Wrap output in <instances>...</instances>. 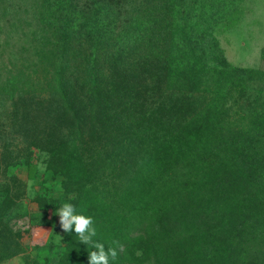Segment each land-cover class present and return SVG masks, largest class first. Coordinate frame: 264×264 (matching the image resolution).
I'll return each mask as SVG.
<instances>
[{"label":"trees","instance_id":"obj_1","mask_svg":"<svg viewBox=\"0 0 264 264\" xmlns=\"http://www.w3.org/2000/svg\"><path fill=\"white\" fill-rule=\"evenodd\" d=\"M243 1L16 0L17 6L33 3L31 33L38 40L29 34L28 54L15 53L16 63L0 67V130L14 132L9 143L26 148L7 162L19 165L32 150H46L52 169L74 185L95 166L102 172L103 164L132 173L125 167L128 152L150 166V151L158 159L182 153L205 172L203 185L210 180L219 188L210 200L217 195L218 204L231 200L243 207L217 212L214 222L196 226L168 253L158 247L168 241L166 233L152 238L134 232L144 217L136 207L144 189L139 182L125 185L137 191L119 194L118 210L105 191L89 197L84 185L74 188L82 197L71 203L93 218L95 239L106 248L118 241L139 252L133 264H239L244 236L264 243V98L246 94L264 70L226 61L217 30L235 23ZM239 117L246 122L233 128L228 119ZM232 144L237 153L226 154ZM132 178L143 175L139 170ZM251 186L252 195L242 200L241 191ZM233 232L239 241L227 235ZM68 237L59 264H88L93 249L74 230ZM136 240L146 242L155 258L134 248ZM121 253L110 264H125ZM252 260L264 264L262 249Z\"/></svg>","mask_w":264,"mask_h":264},{"label":"rangeland","instance_id":"obj_2","mask_svg":"<svg viewBox=\"0 0 264 264\" xmlns=\"http://www.w3.org/2000/svg\"><path fill=\"white\" fill-rule=\"evenodd\" d=\"M15 2L16 0H0L1 68L16 63L15 53L28 54L31 44L26 37L29 34L32 40L34 38L38 40L31 33L35 25L29 16L33 3H22L17 6ZM234 21L233 25L217 30V38L226 61L235 67L264 70V0H244L240 13ZM18 38H22L23 42L20 43ZM217 59L221 60L219 56ZM246 94L251 99L252 96L264 98V79L251 83ZM228 122H233L235 126L233 128H239L246 119L230 118ZM142 136L146 137L144 134ZM2 137L0 141V217H2L0 220V264H59L66 251L70 233H65L60 228L57 209L66 201L71 203L72 200L82 197L80 193H74L73 190L83 188V185L89 197L97 195L99 189L105 191L108 197H112L113 207L117 210L120 209L119 194L137 191L136 187L125 185L138 184V182L141 187L144 185L141 198L136 204L138 213H144V217L141 223L137 224L134 232L137 234L140 231L146 236L150 234L152 238L166 233L168 241L158 243L163 253L171 250L176 240L189 232H195L196 226H205L207 223L214 222L217 212H224L225 209L226 212L229 209H231L229 211L237 212L243 207L242 204L236 207L237 202L231 205V200L227 205L218 204L217 195L214 200H210L212 197L210 192L220 191L219 188L213 187L210 180L203 185L205 180L202 181L201 177L205 172L186 159L182 153H176V155L172 153L173 157L165 156L158 159L157 155L150 151L151 161L155 163L150 166L142 162L143 156L128 152L130 157L126 158L125 167L131 166L132 173L124 175L120 171L121 168L116 170L108 164H103L102 172H94V168L97 167L95 166L91 171L92 175L84 173L83 181L74 182L73 185L60 171H56L55 165L52 169L51 155L46 150H32L29 159L19 165L8 163L9 156L18 151L24 153L23 150L25 151L26 148L23 146L18 148L15 143H9L10 139H15L12 131L0 130V139ZM142 141V137L139 136L137 143L141 145ZM226 150V154L237 153V148L233 144L227 145ZM139 163L144 165V169L139 168L137 165ZM139 170L143 179L136 181L132 176L134 173L139 175ZM196 181L201 184V187L194 185ZM195 192L204 194L208 200L193 195L192 193ZM85 194L83 192V195ZM250 195H252V186L240 193L242 200L243 196L246 198ZM231 198L233 194L227 196V199ZM193 220L196 223H191ZM156 228L161 231L156 233ZM227 235L233 238L235 233ZM173 238L175 239L172 240ZM234 241L239 239L235 240L234 237ZM133 247L146 248L151 254L150 258L154 259L156 256V253L151 252L144 241L136 240ZM239 247H241L240 254L235 256L239 264H255L252 262L254 250L262 249L264 252L263 241L261 242L260 239L252 241L246 236H244V243ZM121 250L122 262L125 264H133L135 256L141 255L135 250L131 252V249L126 246H123ZM163 255L159 257L165 258L166 255Z\"/></svg>","mask_w":264,"mask_h":264},{"label":"clouds","instance_id":"obj_3","mask_svg":"<svg viewBox=\"0 0 264 264\" xmlns=\"http://www.w3.org/2000/svg\"><path fill=\"white\" fill-rule=\"evenodd\" d=\"M59 225L63 232L71 233L73 230L81 243L90 246L93 250L89 252L88 264H110V260H115L118 256V250L122 245L118 241H113L114 247L106 248L101 242H98L97 229L94 227V220L90 216L78 213L76 206L70 202H64L57 209Z\"/></svg>","mask_w":264,"mask_h":264}]
</instances>
